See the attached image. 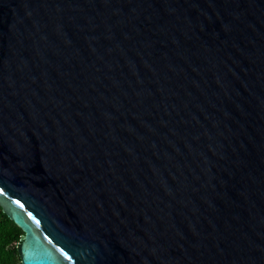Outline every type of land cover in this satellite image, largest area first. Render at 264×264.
<instances>
[{"label":"water","instance_id":"obj_1","mask_svg":"<svg viewBox=\"0 0 264 264\" xmlns=\"http://www.w3.org/2000/svg\"><path fill=\"white\" fill-rule=\"evenodd\" d=\"M0 207L22 264H264V0H0Z\"/></svg>","mask_w":264,"mask_h":264},{"label":"trees","instance_id":"obj_2","mask_svg":"<svg viewBox=\"0 0 264 264\" xmlns=\"http://www.w3.org/2000/svg\"><path fill=\"white\" fill-rule=\"evenodd\" d=\"M23 230L0 207V264H22L17 250Z\"/></svg>","mask_w":264,"mask_h":264},{"label":"snow or ice","instance_id":"obj_3","mask_svg":"<svg viewBox=\"0 0 264 264\" xmlns=\"http://www.w3.org/2000/svg\"><path fill=\"white\" fill-rule=\"evenodd\" d=\"M17 203H19V201H17ZM61 251L63 252V249H61ZM65 256H67V253H64ZM69 259H71L70 257H68Z\"/></svg>","mask_w":264,"mask_h":264}]
</instances>
